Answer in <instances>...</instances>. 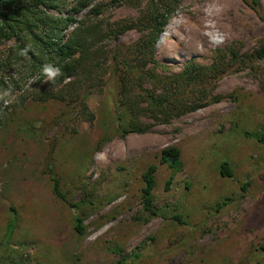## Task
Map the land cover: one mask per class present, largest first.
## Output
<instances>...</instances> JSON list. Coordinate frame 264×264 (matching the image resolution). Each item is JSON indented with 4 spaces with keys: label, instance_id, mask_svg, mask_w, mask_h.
<instances>
[{
    "label": "rangeland",
    "instance_id": "obj_1",
    "mask_svg": "<svg viewBox=\"0 0 264 264\" xmlns=\"http://www.w3.org/2000/svg\"><path fill=\"white\" fill-rule=\"evenodd\" d=\"M148 5L87 0L73 13L100 33L86 63L91 78L76 70L57 88L63 100L34 99L45 80L14 60V39H0V264H264V142L254 136L264 138V57H256L264 0H177L154 45L156 72L173 76L189 64L216 71L169 91L171 101L176 92L194 108L170 104L168 118L146 111L137 120L143 130L125 132L130 116L112 54H127L147 33L135 25L145 27ZM200 9L215 11L203 25ZM224 21L231 29H221ZM136 74L127 77V95L148 107L162 83ZM169 146L180 150L176 171L160 161ZM221 161L232 176L219 174ZM153 163L157 214L145 220L142 174Z\"/></svg>",
    "mask_w": 264,
    "mask_h": 264
},
{
    "label": "trees",
    "instance_id": "obj_2",
    "mask_svg": "<svg viewBox=\"0 0 264 264\" xmlns=\"http://www.w3.org/2000/svg\"><path fill=\"white\" fill-rule=\"evenodd\" d=\"M66 0H0V39H14L15 45L11 48L14 60L25 61L27 72L36 76L40 80H45L40 89L36 91L33 98L36 100L61 99L66 96L57 90L65 83V80L76 75V70L87 73V81L89 80L90 70L87 62L92 59L94 45L99 39V27L88 25L84 20L79 21L73 17V13L78 11L82 5L87 4V0H77L72 5H67ZM256 5L257 0H253ZM81 3V4H78ZM177 0H149L147 7V15L143 21L146 22L145 27H140L138 24H133L142 31L146 30L139 40L130 46L128 53L120 55L118 51L113 52L112 58L115 60L116 72L120 78L122 86V104L125 105L126 111L129 113L130 121L129 128L125 131H141L143 127L137 124L140 115L146 111L156 112L162 111L168 115L171 110L177 109L179 112L189 111L191 107L182 104L176 92H174V100H170L169 91L180 90L183 84L191 82H201L202 77H206L205 71H210L211 77L216 71L215 64L210 68L189 64L179 74L173 76H164L156 72V67L159 65L154 59V45L157 41L161 29L166 24L170 13L174 9ZM98 8V7H97ZM95 8V9H97ZM55 9L57 14H50L48 10ZM64 10L66 14L64 15ZM100 13V10L97 14ZM72 29L65 33L67 27ZM125 28L114 30V36H118ZM26 49V54H21L22 50ZM233 55V50H230ZM133 57V58H132ZM256 57L261 59L264 57V38L256 51ZM46 64H50L55 68H59L60 75L56 77L55 82L49 81L43 72ZM150 68V69H147ZM137 73L136 79L140 77L154 79L156 82L162 83V92H155L148 95V107L138 106L137 102L128 96L126 89V80L131 73ZM79 73V72H78ZM77 73V74H78ZM90 73V74H89ZM147 76V77H146ZM139 85V84H138ZM186 86V85H185ZM86 90L89 93L94 85L88 84ZM70 95V94H69ZM77 98L83 103V95L74 93L71 99ZM170 104L171 110H168ZM84 107L85 104H84ZM196 107V106H195ZM166 109V111L164 110ZM194 108V107H193ZM247 135H253L246 132ZM255 138L264 142L263 134L254 135ZM160 161L166 163L174 171L180 169V150L176 146L165 147L160 152ZM156 164H150L142 174L143 185L140 190L141 205L148 214V220L151 216L157 214L153 189L156 184L155 172ZM218 172L223 177L233 175V169L227 161H221ZM171 179L166 181V187L170 184ZM248 183L242 185V190H245ZM56 194L61 199L67 201L66 196L56 189ZM69 206L76 207L77 204L67 202ZM218 208H221L218 205ZM173 219L179 223H184L179 215H174ZM15 216H12L7 226V233L10 234L14 227ZM74 229L78 234H83L85 226L79 214L74 217ZM264 248V244L261 245Z\"/></svg>",
    "mask_w": 264,
    "mask_h": 264
},
{
    "label": "clouds",
    "instance_id": "obj_3",
    "mask_svg": "<svg viewBox=\"0 0 264 264\" xmlns=\"http://www.w3.org/2000/svg\"><path fill=\"white\" fill-rule=\"evenodd\" d=\"M21 54H26V49L25 50H22ZM43 72L44 74L47 76L48 80L49 81H52L53 83L55 82L56 80V77L59 76L61 73H60V70L59 68H55L53 67L52 65L50 64H46L43 68ZM7 93H5L6 95ZM7 103V101H6Z\"/></svg>",
    "mask_w": 264,
    "mask_h": 264
},
{
    "label": "bare ground",
    "instance_id": "obj_4",
    "mask_svg": "<svg viewBox=\"0 0 264 264\" xmlns=\"http://www.w3.org/2000/svg\"><path fill=\"white\" fill-rule=\"evenodd\" d=\"M200 11H201V14H200V17H199V19H198V23L200 24V25H203L204 24V18H207V17H209L210 15H212L215 11H208V12H204V10H202V9H200ZM210 12V13H209ZM218 22H221V20L219 19V21ZM229 25H230V22H226V21H224V22H222L221 24H220V27H221V29H224V30H226V29H231V28H229Z\"/></svg>",
    "mask_w": 264,
    "mask_h": 264
}]
</instances>
